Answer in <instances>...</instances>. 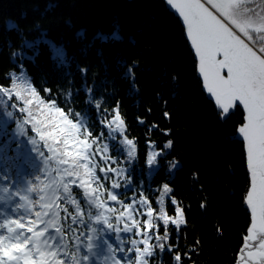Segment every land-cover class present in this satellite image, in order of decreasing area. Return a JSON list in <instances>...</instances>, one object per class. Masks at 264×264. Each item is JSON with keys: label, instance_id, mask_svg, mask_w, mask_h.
<instances>
[{"label": "trees", "instance_id": "1", "mask_svg": "<svg viewBox=\"0 0 264 264\" xmlns=\"http://www.w3.org/2000/svg\"><path fill=\"white\" fill-rule=\"evenodd\" d=\"M229 6L246 24L249 41L264 53V0H234ZM219 29L233 46L257 56L228 27ZM22 72L42 96L48 95L44 91L48 88L50 98L59 106L78 112V122L89 127L94 136L103 133L93 146L92 158L102 187H93L104 193L103 203L119 210L105 214L121 228L123 239L141 240L143 235L124 233L123 221L116 224L115 216L124 209L107 200L105 189L133 204L130 215L140 221L142 234L149 206L160 235V209L174 215L175 207H184L187 223L178 231L170 225L172 238L168 241L185 254L184 264H237L251 222L246 205V150L238 132L245 113L241 106L225 117L203 88L198 58L185 27L166 0H0V85L9 84L7 76L15 79ZM12 103H16L15 98L10 103L0 93L1 219L18 216L12 211L19 202L13 193L27 188L29 180L43 187L35 181L41 175L44 184L49 181L46 195L50 200L54 202L57 195L67 197L59 204L69 250H74L76 236L85 231L83 225L71 223L79 204L77 221L82 217L103 232L97 240L98 255L93 257L94 262L102 263V240L107 239L114 247L119 241L115 232L109 233L103 224L89 220V215L95 217L104 210L89 203L83 188L73 184L75 177L69 179V173L78 171L79 165L69 163L65 167L55 160L43 168L44 176L32 145L17 134L16 121L23 123V117ZM117 109L125 121V134L136 142L137 158L130 164L126 163L129 148L123 137L110 134L100 123ZM9 111L13 112L11 117ZM168 140L172 147L167 150V159H175L179 167L167 173L161 160L160 168H149L147 154ZM101 156L121 163L112 165L109 160L105 164ZM108 166L127 168L128 172L119 177L114 173L105 176L99 167ZM112 180L126 186L113 190ZM165 182L173 191L158 202ZM141 193L149 204L141 203ZM29 195L35 197L36 193ZM172 198L177 205L171 204ZM64 207L71 215L62 211ZM69 226L77 231L72 232ZM162 255L164 264H173L170 253Z\"/></svg>", "mask_w": 264, "mask_h": 264}, {"label": "snow or ice", "instance_id": "2", "mask_svg": "<svg viewBox=\"0 0 264 264\" xmlns=\"http://www.w3.org/2000/svg\"><path fill=\"white\" fill-rule=\"evenodd\" d=\"M179 17L182 18L186 27V37L198 58V73L202 77L203 88L214 99L215 105L226 117L230 110L238 107L244 110V122L239 127V135L243 139L246 150V167L249 173V188L246 192V205L250 210V227L243 237V245L240 249L238 264H264V55L257 53L241 52L236 49L213 20L212 16L205 11L202 0H166ZM8 85H0V93L11 103L15 98L16 103L11 107L16 113L22 114L23 123L20 119L16 121L17 134L27 139L32 145V151L36 153L37 159L43 168L49 166L52 161L60 160L67 167L69 163L73 166L79 165V170L69 173V179L75 177L78 187L83 188L84 195L89 198V203L94 204L97 209H103L98 215L89 220L95 224H103L109 233H116L118 246H113L107 239L102 243L106 255L104 264H164L163 253L171 254L173 264H184L183 253L176 250V246L168 241L171 240L170 225L175 230H180L186 225L185 209L177 206L174 215H169L163 208L160 209L159 220L163 221L162 235L159 225L153 223V208L147 209L149 219L143 222L141 231L140 221L130 215L133 210L132 203H125L118 198L116 192L107 190V200L122 205L124 211L115 216L116 224L123 221L124 233L141 236V240L123 239L119 234L121 228L115 227L113 222L105 213L118 212V209L102 202L104 193L99 192L93 184L100 185L101 177L96 175V168L92 166L93 146L100 139V135L94 136L93 132L82 122H78L79 113L66 111L58 105L57 100L50 98L51 90L45 88L47 96H42L39 90L30 83L24 73L14 79L6 77ZM95 107L101 109V104ZM106 112L107 109H104ZM9 117L12 111L7 113ZM101 125L109 130V133H117L123 137V143L128 146V160L131 163L137 158L136 142L125 134V121L119 110L110 119L100 121ZM34 134V135H32ZM113 139L116 136H112ZM155 148V145H151ZM172 141L168 140L162 144L159 150L147 154V166L149 168H160L161 160L167 173H171L179 167L175 159H167V150L171 149ZM107 151V145H105ZM99 152L100 149H95ZM101 159L105 164L111 160L112 165H119L121 161L104 156ZM98 167V165H97ZM99 171L114 173L123 176L128 172L127 168L99 167ZM44 173V172H43ZM46 176V173H44ZM52 177V179H55ZM130 183V178H127ZM43 187H38L31 180L27 181L28 187L17 189L13 195L18 201L13 207L14 213H19L16 218L8 216L0 222V264H92V258L98 255L97 249L103 232L91 223H86L81 217L79 222L76 215L80 214V205L77 204L76 215H72V224L83 225L85 231L80 232L73 242L74 250H69L66 242V230L60 217L61 199L67 197L56 196L50 200L46 195L48 183L39 175L36 180ZM67 183V181H65ZM102 187V185H100ZM122 185L117 180H112L110 188L120 189ZM7 191V188L5 189ZM173 189L167 182L163 184L161 200ZM29 193H36L30 196ZM141 203L147 205L149 200L141 193ZM175 198L171 204L177 205ZM38 205V207H37ZM204 205L201 204V207ZM62 211L67 214L69 210L64 207ZM129 221L131 227H129ZM76 232V228H71ZM157 232H153V229ZM92 233H98L96 237ZM57 241L60 243L57 244ZM154 241V242H153ZM127 245V246H126Z\"/></svg>", "mask_w": 264, "mask_h": 264}, {"label": "rangeland", "instance_id": "3", "mask_svg": "<svg viewBox=\"0 0 264 264\" xmlns=\"http://www.w3.org/2000/svg\"><path fill=\"white\" fill-rule=\"evenodd\" d=\"M212 9L213 11H215L218 15V17H220V19H223L225 22H227L230 26L233 27V29H235L238 33L242 34L248 41L249 39L246 36L247 33V26L245 23H241L239 18H237L234 14L235 12H233L232 10H230L231 6H229L231 3L234 2V0H204ZM208 14L210 15V12L207 11ZM230 29V28H229ZM231 30V29H230ZM232 31V30H231ZM233 32V31H232ZM238 38H240L235 32H233ZM228 39V37H226ZM241 39V38H240ZM230 42V39H228ZM241 41L249 46L247 43H245L243 41V39H241ZM250 42V41H249ZM251 43V42H250ZM236 49H238L236 46H234ZM251 48V47H250ZM242 49V48H241ZM241 49V52H243ZM252 49V48H251ZM253 50V49H252ZM259 50V49H258ZM254 51V50H253ZM260 51V50H259ZM255 52V51H254ZM246 53V52H245ZM256 53V52H255ZM257 54V53H256ZM264 54V53H263ZM254 56V55H252ZM257 58H259L257 56ZM2 206H0L1 209ZM3 218L2 216H0V222H2L3 220L1 219ZM0 234H3V230H0ZM106 247V246H105ZM105 247H104V254L106 255L105 252ZM239 261V260H238ZM92 264H98L95 263L93 258H92ZM100 264H104V258L102 263ZM238 264V262H237Z\"/></svg>", "mask_w": 264, "mask_h": 264}, {"label": "water", "instance_id": "4", "mask_svg": "<svg viewBox=\"0 0 264 264\" xmlns=\"http://www.w3.org/2000/svg\"><path fill=\"white\" fill-rule=\"evenodd\" d=\"M202 2H204L205 4V11H209L210 12V16H212L213 20L215 21V23L218 25L219 28H223V27H228L230 28L233 32H235L241 39H243V41L245 43H247L249 45V47H251L256 53L262 54L264 55L261 51H259L252 43H250L242 34L238 33L235 29H233L232 26H230L227 22H225L223 19H220V17H218L217 13L215 11H213V9L204 1L202 0ZM175 12V10H173ZM176 13V12H175ZM176 15L178 16L180 22L182 23V25L185 27V25L183 24L182 18L179 17L178 13H176ZM186 30V27H185Z\"/></svg>", "mask_w": 264, "mask_h": 264}, {"label": "flooded vegetation", "instance_id": "5", "mask_svg": "<svg viewBox=\"0 0 264 264\" xmlns=\"http://www.w3.org/2000/svg\"><path fill=\"white\" fill-rule=\"evenodd\" d=\"M239 262V261H238Z\"/></svg>", "mask_w": 264, "mask_h": 264}]
</instances>
